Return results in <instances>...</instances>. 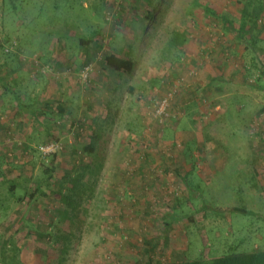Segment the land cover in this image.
Wrapping results in <instances>:
<instances>
[{
  "label": "rangeland",
  "instance_id": "rangeland-1",
  "mask_svg": "<svg viewBox=\"0 0 264 264\" xmlns=\"http://www.w3.org/2000/svg\"><path fill=\"white\" fill-rule=\"evenodd\" d=\"M263 51L264 0H0V67L18 80L0 88V170L31 192L55 167L46 196L0 187V264L264 249V97L250 85ZM110 53L133 70L107 67ZM82 161L95 171L75 208L56 185Z\"/></svg>",
  "mask_w": 264,
  "mask_h": 264
},
{
  "label": "trees",
  "instance_id": "trees-1",
  "mask_svg": "<svg viewBox=\"0 0 264 264\" xmlns=\"http://www.w3.org/2000/svg\"><path fill=\"white\" fill-rule=\"evenodd\" d=\"M247 9L245 10V12ZM248 12V11H247ZM259 15L256 13L255 16ZM235 37L240 40H245L248 45L250 39L253 37H248L249 35V26L247 22L240 24L238 27L234 29ZM81 43L83 45L89 44L90 39L81 38ZM254 40V44H256ZM255 60L260 63L259 73L257 75V79L253 81L250 85L256 88L258 91L262 92L264 97V51L256 55ZM89 62V60H88ZM106 64L107 67L115 70V71H127L130 72L133 70L134 62L132 59L125 58L116 53L106 54L102 63ZM255 74H253V77ZM248 83V82H247ZM249 84V83H248ZM60 106V104H59ZM60 111H64V107L60 106ZM101 138V134L98 131H94L90 142H88L84 151L89 155L93 156L97 154L99 149V140ZM26 147H24L25 149ZM45 169V173L42 177L35 180V187L30 192L28 190V183H30L31 179L27 178V176L23 174H19V176L11 178L7 174H11V169H2L0 170V187H8V192L10 195H14L17 188H25L26 192L29 195V198H36L38 196H46L47 190L52 191L51 183L53 182V178L55 177V167H51ZM73 171V170H72ZM95 169L92 167L91 163L81 162V164L75 166L73 172L69 171L66 173V177L61 179L57 186V191L60 196L69 204L74 205L76 208V203L82 200L84 195L86 194V185L83 179L89 174L94 173ZM74 173V174H73ZM177 175L187 180V176L183 174L180 169H177ZM32 182V181H31ZM67 189V191H65ZM237 209V208H234ZM233 209V210H234ZM245 212V210H244ZM146 243L151 245L148 248H145V252L149 254L153 250V243L150 240L146 239ZM15 252L18 251V247H14ZM13 260L16 258V254L12 257ZM16 264H23L21 261H16ZM136 264H264V249L256 248L253 250L247 251H231L218 256L213 257H199V258H184L181 261H157L152 259V257H148L146 261H139Z\"/></svg>",
  "mask_w": 264,
  "mask_h": 264
},
{
  "label": "crops",
  "instance_id": "crops-1",
  "mask_svg": "<svg viewBox=\"0 0 264 264\" xmlns=\"http://www.w3.org/2000/svg\"><path fill=\"white\" fill-rule=\"evenodd\" d=\"M7 70H4V71H1V67H0V71L5 75L4 76V79H3V76L0 75V88H1V93L3 94V96H6L5 92H10V94L14 93V91L16 90L17 88V77L16 76H10L9 77V74L13 72V69L12 68H8L6 67ZM10 72V73H9ZM1 74V73H0ZM6 77H9L6 78ZM14 99L13 100H18L17 101V106H19L20 108H22V101H19V100H25V96L22 95V99L20 96H17V95H13ZM1 100V98H0ZM3 126H0V128H2Z\"/></svg>",
  "mask_w": 264,
  "mask_h": 264
},
{
  "label": "built area",
  "instance_id": "built-area-1",
  "mask_svg": "<svg viewBox=\"0 0 264 264\" xmlns=\"http://www.w3.org/2000/svg\"><path fill=\"white\" fill-rule=\"evenodd\" d=\"M34 66H35V70H37L38 72H47V71H50L51 69L49 67H43L41 65V63L37 60H35L34 62ZM88 68V67H87ZM58 148V144L56 143H50V144H46V145H43L41 146V149L46 153V152H52V151H55L57 150Z\"/></svg>",
  "mask_w": 264,
  "mask_h": 264
}]
</instances>
